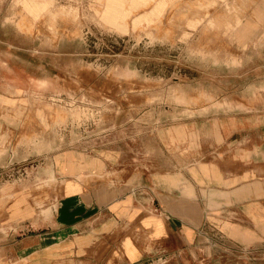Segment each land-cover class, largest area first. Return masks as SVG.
Segmentation results:
<instances>
[{
    "label": "rangeland",
    "instance_id": "obj_1",
    "mask_svg": "<svg viewBox=\"0 0 264 264\" xmlns=\"http://www.w3.org/2000/svg\"><path fill=\"white\" fill-rule=\"evenodd\" d=\"M263 107L264 0H0V210L20 191L48 218L60 153L179 171L206 117Z\"/></svg>",
    "mask_w": 264,
    "mask_h": 264
},
{
    "label": "crops",
    "instance_id": "obj_2",
    "mask_svg": "<svg viewBox=\"0 0 264 264\" xmlns=\"http://www.w3.org/2000/svg\"><path fill=\"white\" fill-rule=\"evenodd\" d=\"M204 120L199 162L179 171L126 174L71 150L55 157L48 218L29 194L3 193L0 264H264L250 257L264 249V107Z\"/></svg>",
    "mask_w": 264,
    "mask_h": 264
}]
</instances>
